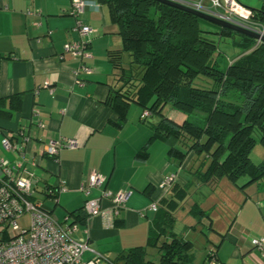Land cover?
Segmentation results:
<instances>
[{
    "label": "crops",
    "instance_id": "obj_1",
    "mask_svg": "<svg viewBox=\"0 0 264 264\" xmlns=\"http://www.w3.org/2000/svg\"><path fill=\"white\" fill-rule=\"evenodd\" d=\"M84 1L78 18L96 33L89 39L92 73L78 81L73 73L78 60L63 50L78 38L77 17L70 14L73 0H0V156L21 160L33 171L35 199L59 221L68 216L72 222L69 213L83 207L80 186L92 170L105 177L106 189L130 191L113 227H105L99 216L76 222L77 236L89 249L86 259L95 250L114 261L130 248L145 246L155 215L148 205L155 201L158 207H171L167 203L175 200L172 229L192 245L189 264H208L210 250L218 264H264L250 243L264 237V180L244 189L240 180L236 185L227 177L201 183L193 173L200 159L192 153L178 166L163 140L151 141L143 151L153 132L149 119H141L143 109L125 98L111 100L116 90H124L120 74L129 67V54L122 50L105 3ZM238 1L264 11V0ZM111 53L120 54L119 66L113 65ZM3 135L25 147L24 157L3 149ZM59 137L75 139L76 147L52 157L41 153L48 140ZM178 169L174 187H161ZM58 181L62 190L53 197L43 194ZM184 190L186 196L179 197ZM98 194L94 189L90 196ZM179 219L185 223L176 229ZM158 258L157 248L146 247V259Z\"/></svg>",
    "mask_w": 264,
    "mask_h": 264
},
{
    "label": "trees",
    "instance_id": "obj_2",
    "mask_svg": "<svg viewBox=\"0 0 264 264\" xmlns=\"http://www.w3.org/2000/svg\"><path fill=\"white\" fill-rule=\"evenodd\" d=\"M100 1L130 57L120 74L124 90H116L111 100L125 98L151 113L153 132L142 150L163 140L178 166L192 153L200 159L193 173L201 183L227 177L237 185L244 178L239 185L244 189L264 180V159L255 164L249 158L255 134L264 146V42L156 0ZM252 10L254 19L264 23V11ZM225 46L236 54L227 57ZM109 56L119 66L120 54ZM167 106L184 116L179 121L168 116ZM184 196L186 190L179 197ZM174 201L167 205L177 207ZM173 206L157 208L145 246L122 252L114 262L191 263L190 241L172 229ZM69 215L72 223L86 222L83 207ZM146 247L157 248V261L146 259Z\"/></svg>",
    "mask_w": 264,
    "mask_h": 264
},
{
    "label": "built area",
    "instance_id": "obj_3",
    "mask_svg": "<svg viewBox=\"0 0 264 264\" xmlns=\"http://www.w3.org/2000/svg\"><path fill=\"white\" fill-rule=\"evenodd\" d=\"M171 1L264 36V23L254 19L253 10L238 0ZM85 8L84 0H73L70 14L77 17L75 29L78 38L63 45L64 52L78 60L73 70L78 81L82 76L92 73L88 64L92 58L89 39L96 33L95 28L78 18ZM150 117L149 110H142L143 121ZM1 145L4 150L18 151L22 157L25 155V147L13 142L7 135H3ZM76 145L73 138L59 137L48 140L41 153L52 157L62 148H74ZM32 165H35L34 160ZM179 169L166 176L160 186L170 188ZM33 176V171L27 170L21 160L10 161L0 156V264H116L95 250H91L93 255L90 258L84 257L89 249L86 242L77 236V224L68 222V216L63 221L57 220L43 202L35 199ZM104 183L105 177L95 170L81 183L80 192L86 197L83 211L86 222L92 216H99L105 227H113L130 191L113 192L106 189ZM63 188V182L58 181L57 185L46 187L43 194L53 197L57 190ZM94 189L99 190V194L92 197L90 193ZM102 202L107 204L103 205ZM157 208L158 204L154 201L147 209L156 211ZM25 214L29 216L27 228L18 224V220ZM250 243L264 256V237L251 238ZM208 256V264H218L213 250L209 251Z\"/></svg>",
    "mask_w": 264,
    "mask_h": 264
},
{
    "label": "rangeland",
    "instance_id": "obj_4",
    "mask_svg": "<svg viewBox=\"0 0 264 264\" xmlns=\"http://www.w3.org/2000/svg\"><path fill=\"white\" fill-rule=\"evenodd\" d=\"M208 27V26H206ZM226 47V46H225ZM236 53H234L233 55H235ZM227 57L231 58V55L228 54ZM220 64H222V60L223 58H220ZM164 113L167 114L168 116L176 119V120H180L182 118V116H184L181 112L176 111L174 109H171V107L167 106L166 109L164 110ZM193 116H190V119H192ZM255 139H256V143L254 145V147L251 149L250 153H249V158L251 160L252 163H259L260 161H262V159H264V146L260 145L258 140V136L257 134L254 135ZM244 178H240L239 180L242 182ZM38 197V196H37ZM189 198H187L183 204L185 206H187L190 201H188ZM180 217L181 214H178ZM183 218V217H182ZM183 223H185L184 220L179 219L177 224L175 225L176 229H179L178 227H181L183 225ZM18 224L23 227V228H27L28 224H29V216L27 214L23 215L19 220H18ZM150 252L148 251V254ZM151 258V256H149Z\"/></svg>",
    "mask_w": 264,
    "mask_h": 264
},
{
    "label": "water",
    "instance_id": "obj_5",
    "mask_svg": "<svg viewBox=\"0 0 264 264\" xmlns=\"http://www.w3.org/2000/svg\"><path fill=\"white\" fill-rule=\"evenodd\" d=\"M156 1L165 3V4L169 5V6H173L175 8H179V9L187 11V12H190V13H192V14H194V15H196V16H198V17H200V18H202V19H204V20H206V21H208V22H210L212 24H215V25L219 26V27H224V28H227V29L232 30L234 32H237L239 34H242V35L248 36L250 38H253L255 40H260L261 42H264V36H261V35L255 33V32H253V31H249L247 29L241 28V27L236 26L234 24L222 21V20H220L218 18H215L213 16H210V15L203 14V13H200L198 11L192 10V9H190L188 7L182 6V5H180L178 3H175V2H173L171 0H156Z\"/></svg>",
    "mask_w": 264,
    "mask_h": 264
}]
</instances>
